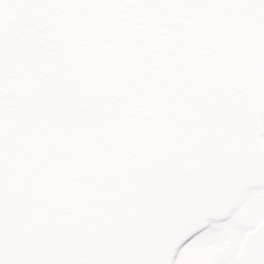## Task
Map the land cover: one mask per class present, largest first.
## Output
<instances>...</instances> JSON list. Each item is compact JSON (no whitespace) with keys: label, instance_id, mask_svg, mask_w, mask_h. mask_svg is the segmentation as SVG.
<instances>
[{"label":"water","instance_id":"1","mask_svg":"<svg viewBox=\"0 0 264 264\" xmlns=\"http://www.w3.org/2000/svg\"><path fill=\"white\" fill-rule=\"evenodd\" d=\"M263 135L264 0H0V264H171Z\"/></svg>","mask_w":264,"mask_h":264},{"label":"flooded vegetation","instance_id":"2","mask_svg":"<svg viewBox=\"0 0 264 264\" xmlns=\"http://www.w3.org/2000/svg\"><path fill=\"white\" fill-rule=\"evenodd\" d=\"M255 199L261 200L260 214L256 220L253 219V216H248L249 226L245 227L240 223L241 215L245 212L247 204ZM258 228H262L264 231V189H253L246 192L225 218L207 221L203 229L178 250L172 264H178L181 250L203 232L207 233L198 246L201 249V256L198 259L194 257L192 262L195 261L196 264H238L240 252L247 236L253 234Z\"/></svg>","mask_w":264,"mask_h":264},{"label":"rangeland","instance_id":"3","mask_svg":"<svg viewBox=\"0 0 264 264\" xmlns=\"http://www.w3.org/2000/svg\"><path fill=\"white\" fill-rule=\"evenodd\" d=\"M222 229H225L222 227ZM207 232H203L197 235L191 242H189L180 252L178 264H196L195 261L192 262L193 258H200L201 249H199V245L202 243L201 241L205 238V234Z\"/></svg>","mask_w":264,"mask_h":264}]
</instances>
